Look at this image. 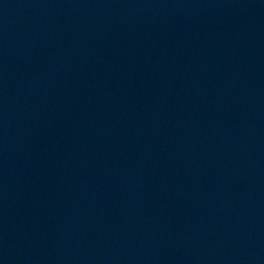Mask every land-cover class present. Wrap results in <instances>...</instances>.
<instances>
[{
    "label": "water",
    "instance_id": "1",
    "mask_svg": "<svg viewBox=\"0 0 264 264\" xmlns=\"http://www.w3.org/2000/svg\"><path fill=\"white\" fill-rule=\"evenodd\" d=\"M0 264H264V0H0Z\"/></svg>",
    "mask_w": 264,
    "mask_h": 264
}]
</instances>
